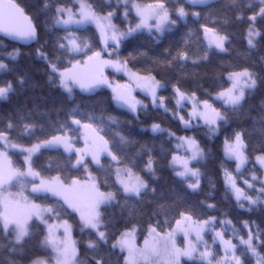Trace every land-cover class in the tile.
<instances>
[{
    "label": "trees",
    "instance_id": "trees-1",
    "mask_svg": "<svg viewBox=\"0 0 264 264\" xmlns=\"http://www.w3.org/2000/svg\"><path fill=\"white\" fill-rule=\"evenodd\" d=\"M15 1L37 26L39 41L22 45L0 35V60L7 65L6 69L0 71V85L11 81L14 87V91L8 94L7 99H0V129H6L11 123L13 129L9 135L12 139L24 146H31L52 135L61 134L64 125L75 129L71 120L76 118L95 126L108 140L109 147L119 154L122 160L133 161L136 170L148 180L150 190L142 200L133 199L125 202L123 193L117 192L119 185L115 184L116 164L110 157H102L103 171L91 159H86L88 168L97 179L101 190L117 192L116 200L101 209L108 233L118 235L126 226L135 224L138 233L143 237L147 233L149 223L155 226L159 220L163 226L167 218L174 226V218H178L177 212L184 210L190 211L194 219L206 220L214 216L218 223L223 219H230L233 227L245 236L247 232L243 226L245 220L254 221L252 225L254 230L256 225L264 229V204L253 207L251 211H247V208L240 209L231 191L225 186L223 171L224 168L235 171L236 165L235 161L224 156L225 133L230 134L232 129H243L247 144V163L244 172L255 170L258 175L262 174V169L256 164L255 158L264 150V21L257 18L256 28L262 34L255 40L256 46L249 47L247 17L252 15V9L247 7L249 0H235V3L233 0H214L195 6L189 4L187 0H160L170 10L171 19H175L176 24L170 25L163 34L139 31L131 35L121 44L119 56L128 60L132 70L140 71L142 74L151 71L158 80L166 84L159 94L165 97L169 110L166 112L163 108L153 107L151 99L138 92L135 98H139L147 107L138 108L135 113L118 106L112 98L111 89L107 87L99 88L92 93L75 89L70 97L59 87L58 79L56 84L49 82L47 63L36 55V49L42 45L49 59L55 60L59 57L61 64L67 63V54L57 46L58 40L64 42L61 38L66 33L62 27L55 25L53 17L57 2L72 6L73 0ZM87 1L101 15L109 11L116 13L115 21L122 24L121 17L125 8L119 0ZM135 1L144 4L157 2ZM46 2L50 5L47 9L44 7ZM179 6H183L189 13L185 20L179 19L176 14L175 9ZM254 7L258 11V4H254ZM192 12H199V18L193 17ZM240 13L245 16L244 20L236 18ZM128 15L136 21L137 18L132 13ZM202 24L215 28L220 34L228 37L225 52L217 50L214 46L208 49ZM75 31L76 35L92 44L94 50L99 51L103 47L100 44L99 32L93 25ZM14 50H18L19 55L11 59L8 53ZM206 51L207 59H200ZM178 52H185L189 58L173 59L177 57ZM76 58L84 59L80 56ZM244 68L256 74L257 86L247 91L240 108L235 111L227 109L229 124L221 127L218 136L210 138L207 128L201 123L199 128L186 130L172 114L177 110L173 84L189 93L196 92L197 96L209 99L220 111L225 112L226 106L213 97L223 88L230 86L228 72ZM21 78L24 80L23 84L19 82ZM73 109L77 110L74 117ZM153 123L160 124L177 136L195 137L204 148L205 159L194 163L202 174L200 188L195 192L187 187L186 182L175 176L169 165L172 154L176 152L175 138H170L168 131L153 133L148 128ZM26 124L32 125L29 131H25ZM71 135L79 138L80 131ZM121 137H124L127 143H122ZM149 154L154 161L155 177L143 171ZM11 156L16 167L26 168L23 164V155L12 152ZM75 160L73 154L69 161V154L63 149H42L34 156L33 167L45 177L59 175L62 179L67 178L68 182L71 178L85 179L88 172H85L83 167L79 169L73 167ZM110 166L112 171L108 173L106 170ZM152 188L155 189L154 192L151 191ZM27 192L33 200L43 205L55 204L59 200L49 194L44 198L42 195ZM208 204L215 207L208 208ZM62 218L67 219L73 226L77 259L80 264H94L93 256L100 254H104L109 264H123L125 253L121 254L119 249L111 251V241L107 246L101 245L99 251L88 247V242L96 239L95 234L90 233L88 229L81 230L79 216L76 213L69 210V213H62ZM164 230H168L166 226ZM45 232V226L41 222L32 220L30 237H26L22 244L15 245L16 251L10 250L15 244L14 235L5 237L0 233V264H9L10 261L13 264H31V260L36 256H50V250L43 248L40 243ZM261 251L264 254V250ZM241 258L245 264H255V259L250 257V254ZM181 264H200V261L183 260Z\"/></svg>",
    "mask_w": 264,
    "mask_h": 264
},
{
    "label": "snow or ice",
    "instance_id": "snow-or-ice-1",
    "mask_svg": "<svg viewBox=\"0 0 264 264\" xmlns=\"http://www.w3.org/2000/svg\"><path fill=\"white\" fill-rule=\"evenodd\" d=\"M129 2L131 8L135 10L139 23L135 27H129L126 32L121 31L112 23L114 12L109 11L106 15H101L95 7L87 0H75L72 6L63 3H56L54 22L57 27H62L65 36L61 39L64 42H57L59 50L67 54V63L61 64L59 57L55 60L49 59L48 54L43 50V46L36 49V55L47 63L49 69V82L56 84L58 79L59 87L62 88L71 97L74 87L78 86L81 92H95L97 89L107 87L111 89L112 98L120 107H126L130 112H137L138 108H145L141 101L136 100L133 92L136 89L142 91L145 96L151 97L153 107L163 108L166 112L169 110L166 106V100L159 92L166 87L165 83L158 80L151 71L142 74L140 71H133L128 66L127 59H121L119 49L121 44L127 40L134 32L147 30L150 34L153 30L158 34H163L169 25H175L176 20L170 18L169 9L163 2L157 0L156 3L141 5L135 0H124L125 13L127 18L129 13ZM193 6L206 4L209 0H187ZM235 3V0H233ZM258 4V11L254 7ZM44 7L47 9L50 5L46 2ZM252 9V15L247 17L248 30L247 40L249 47H255V38L261 36V31L256 28L257 18L264 21V0H249L247 5ZM179 19L185 20L189 13L183 6L175 9ZM191 15L199 18V12H192ZM238 20H244L245 16L240 13L236 17ZM94 23L100 35V44L103 47L96 51L93 45L87 40L76 35L75 30L85 28L88 24ZM208 39V49L213 46L226 51L225 42L228 37L221 35L215 28L201 25ZM75 29V30H74ZM0 33L12 39L24 41L26 43L39 41L37 26L32 22V18L25 14L23 8L14 3L13 0H0ZM191 34V33H190ZM209 34L212 38L209 39ZM111 48L112 51L108 52ZM90 53V54H89ZM107 53L108 58H103ZM19 55L18 50L8 53V57L15 59ZM84 57L77 59L76 57ZM180 60H187L189 57L185 52H178L177 57ZM207 59V51L200 57ZM195 63V61H193ZM7 65L0 62V70L6 69ZM106 68L113 69L116 73H123L128 77L127 83L110 81L105 75ZM230 86L223 88L216 93L215 99L221 101L225 106V112L220 111L209 102L207 98L197 96L196 92H187L182 90L177 84L172 85L176 109L173 115L179 118L180 123L187 129L199 128V123L193 124V121L200 122L207 128L211 137L220 134L221 127L229 124L226 116L228 108L233 111L241 107L245 99L246 89H255L257 86L256 74L249 69L244 68L240 71H230L227 74ZM24 83L23 78L19 80ZM14 91L11 81H6L0 85V99H7L8 94ZM186 104H191V111L187 113V119L180 115L178 110H182ZM76 109H73L72 115L75 116ZM89 119H92L89 117ZM71 124L77 126L75 129L70 126H62L61 135H52L48 139L40 140L31 147H25L12 139L9 132L13 125L9 123L6 129H0V233L5 237L14 235L15 244L10 249L16 251L15 245H20L26 237H30L29 220L35 216L45 226L46 232L41 240V246L50 250V256H36L31 260V264H80L77 259L76 242L72 239V225L67 219L62 218V213H72L79 215L81 230L88 229L94 233L96 239L88 242V247L99 251L101 245L107 246L111 241V251L120 250L123 255V264H180L182 257L191 259L194 254L199 253L200 264H245L242 256L255 259V264H264V229L258 225L255 230L253 222L243 221V226L247 229L246 236L233 227L231 239H225L223 228L215 231L217 223L216 217L210 216L208 219L193 217L190 211H178L174 226L166 218L163 226L157 220L155 226L149 223L147 235L144 238L143 247L137 246L138 228L135 224L126 226L125 230L118 235L108 233L102 207L110 205L117 198V192H122L125 202L128 200H142L144 195L150 190V184L144 176L136 170V164L131 160H122L120 155L108 147V140L103 136L97 135L98 130L91 123H82L80 119L73 118ZM25 131H29L32 125H24ZM80 129L84 130L83 148L76 147V140L73 135ZM153 133L163 132L164 129L157 123L151 125ZM170 138L177 141V152L172 154L169 165L175 176L181 181L187 183V187L192 191L200 188L201 171L199 167L192 166L193 162L199 163L205 159V150L202 148L195 137L176 136L172 131H168ZM122 143H127L124 137L120 138ZM63 148L64 152L71 156L75 154L76 160L73 167L79 169L83 167L88 176L81 181L78 178L62 179L57 175L54 177H45L40 171L33 167V156L41 149ZM247 144L245 140V130L232 129L231 133H225L223 141V151L226 159L236 161V171L240 172L241 167L246 163ZM183 150V155L179 151ZM150 151V150H149ZM18 152L23 155V164L25 168L16 167L13 163L10 153ZM106 154L110 157L117 167L115 168V184L119 185L117 192L101 191L98 182L91 172L88 171V162L86 157L91 156V161L95 163L100 170H104L101 164L100 156ZM257 162L264 168V150L256 156ZM223 167V166H222ZM111 173V166L106 170ZM143 171L149 176L155 177L156 169L154 161L149 154L147 162L144 164ZM225 177V186L232 193L236 205L240 209L251 211L253 207L264 204V180H259L253 172L251 181L243 180L245 187L237 183V177L227 168L223 169ZM38 181V182H37ZM260 187L256 188V183ZM31 185L33 194L44 196L48 194L58 197L55 204L40 205L30 202L28 197L23 195L27 185ZM19 185L21 191L13 194L8 191L5 195L6 186L12 187ZM255 191V195H250V191ZM151 191H155L154 188ZM62 201V203H60ZM208 208H214L215 205L208 204ZM163 211V208H162ZM165 216L167 213L165 212ZM221 225H231V220L219 222ZM167 227V231L164 230ZM209 228L213 229V245L219 242L223 249V255L217 258V254L211 249L207 241L204 240V233ZM61 229L62 234H61ZM182 234L184 246L180 247L177 243V236ZM233 239L238 240L233 243ZM204 245V250L199 251V246ZM240 253L238 255L237 253ZM94 264H109L104 254L93 256ZM13 264V262H9Z\"/></svg>",
    "mask_w": 264,
    "mask_h": 264
},
{
    "label": "rangeland",
    "instance_id": "rangeland-1",
    "mask_svg": "<svg viewBox=\"0 0 264 264\" xmlns=\"http://www.w3.org/2000/svg\"><path fill=\"white\" fill-rule=\"evenodd\" d=\"M74 1V3H75V0H73ZM111 1V0H110ZM212 1H214V0H209V2H212ZM88 2V1H87ZM119 2L120 3H122V4H124V0H119ZM136 2V1H135ZM208 2V3H209ZM89 3V2H88ZM136 3H138V4H141V5H146V4H144V3H139V2H136ZM129 6H130V8H129V13H132L137 19H136V21H133L130 17H129V15L127 16V18H125V16H124V13H125V9L123 10V13H122V17H121V19H122V24H118L116 21H115V15L113 16V18H112V23L113 24H115L116 25V27L117 28H119L121 31H123V32H126L127 30H128V28L129 27H135V25L137 24V23H139V18L137 17V15H136V12H135V10L134 9H132L131 8V2H129ZM169 12H170V10H169ZM128 13V14H129ZM114 14H116V13H114ZM106 15V14H105ZM170 18H171V12H170ZM88 25H93L95 28H96V26H95V24L94 23H90V24H88ZM170 28V25L167 27V29H169ZM166 29V30H167ZM143 31H146V32H148L146 29L145 30H143ZM153 32L154 33H156L154 30H153ZM152 32V33H153ZM218 32V31H217ZM135 33H137V32H134L133 34H135ZM219 33V32H218ZM132 34V35H133ZM156 34H158V33H156ZM220 34V33H219ZM222 35V34H221ZM212 38V36H211V34H209V39H211ZM257 39V37L255 38V40ZM207 41H208V39H207ZM255 42V41H254ZM225 48H226V42H225ZM218 50V49H217ZM112 51V49L111 48H109L108 49V52H111ZM222 52H225V51H222ZM103 58H105V59H107L108 58V56H107V54H103ZM0 62H3L2 60H0ZM4 64H5V62H3ZM6 65V64H5ZM129 66V65H128ZM3 70V69H2ZM1 71V70H0ZM134 71V70H133ZM238 71H240V70H238ZM104 75L110 80V81H112V82H119V83H121V84H123V83H127L128 82V77L127 76H125L123 73H116L113 69H111V68H106L105 70H104ZM75 89H79V87L78 86H76V87H74V90ZM80 90V89H79ZM98 90V89H97ZM248 90H250V89H246L245 90V95H246V93H247V91ZM138 92H141V93H143L142 91H140L139 89H136L134 92H133V95L134 96H136L137 95V93ZM215 96H216V94L214 95V99H215ZM150 99H151V97H149ZM136 100H139V101H141L139 98L138 99H136ZM216 100V99H215ZM152 102V101H151ZM210 103H212L213 104V102H211V101H209ZM213 106L214 107H216L214 104H213ZM217 108V107H216ZM218 109V108H217ZM220 110V109H219ZM179 112H180V115H184L185 116V118L187 119V113L189 112V111H191V104H186L185 105V107L182 109V110H178ZM172 114H173V112H172ZM176 117V116H175ZM176 118H178V117H176ZM179 119V118H178ZM82 123H84V122H82ZM195 123H201L202 124V121H200V122H197V121H193V124H195ZM158 124V123H157ZM160 125V124H159ZM75 126V125H74ZM161 126V125H160ZM75 127H77V126H75ZM95 129H97L95 126H93ZM150 130H151V125L148 127ZM161 128L162 129H164L165 131H168L167 129H165L164 127H162L161 126ZM98 130V129H97ZM80 131V137L79 138H76V137H74L73 136V139L74 140H76V147H80V148H83L84 146H85V144H84V139H83V136H84V130L83 129H80L79 130ZM152 131V130H151ZM62 134V133H61ZM61 134H58V135H61ZM97 135H99V136H103L102 134H101V132L98 130V132H97ZM177 136V135H176ZM104 137V136H103ZM192 137V136H191ZM104 139H105V137H104ZM78 141H80V143L78 142ZM38 143V142H37ZM176 144H177V141L175 140V148H176ZM32 146V145H31ZM31 146H25V147H31ZM201 146V145H200ZM108 147H109V144H108ZM110 148V147H109ZM60 149H63L62 147L60 148ZM42 150V149H41ZM40 150V151H41ZM176 152H177V148H176ZM175 152V153H176ZM39 153V152H38ZM38 153H36V154H38ZM35 154V155H36ZM179 154L180 155H183L184 153H183V150H180L179 151ZM246 154V153H245ZM10 155H11V153H10ZM34 155V156H35ZM34 156H33V158H34ZM103 156H107L106 154H101V156H100V161H101V159H102V157ZM91 159V156H88V157H86V159ZM12 160H13V158H12ZM14 161V160H13ZM233 161H235V160H233ZM255 162H256V164L262 169V174L261 175H258V173L254 170V171H250V172H244V167H245V165H246V163H247V161H246V163L241 167V169H240V172L239 173H237V171H236V165H235V171H230V172H232V174L234 175V176H236L237 177V183L241 186V187H245V185L243 184V180L244 179H248L249 181H251V177H252V174H253V172H255V174H256V176L259 178V180H264V168H262L261 166H260V164L257 162V160H256V158H255ZM14 163V162H13ZM194 163H196V162H193V164H192V166H194ZM95 164V163H94ZM235 164H236V161H235ZM117 167V165H115V168ZM25 170H26V168H25ZM88 171L89 172H91L90 171V169L88 168ZM91 174H92V172H91ZM88 176V175H87ZM92 176L93 177H95L93 174H92ZM87 178V177H86ZM85 178V179H86ZM225 178V177H224ZM85 179H80L81 181H83V180H85ZM96 179V178H95ZM96 181H97V179H96ZM38 182V181H37ZM98 182V181H97ZM70 183V182H69ZM256 183V188H259L260 187V183L257 181V182H255ZM99 184V183H98ZM15 186H18V188H14ZM100 190H101V188H100ZM8 191H10V192H12L14 195L15 194H17V193H19L20 191H21V189H20V186L19 185H14V186H12V187H8V186H6V191H5V195H7V192ZM27 191H30V192H32V190H31V185L29 184V185H27L26 186V188L24 189V191H23V195L24 196H26V197H28V200L30 201V202H34V203H36V204H40V203H38V202H36L35 200H33L29 195H28V192ZM102 191V190H101ZM250 195H255V191L253 190V191H250V193H249ZM49 195H51V194H49ZM58 198V197H57ZM40 205H43V204H40ZM245 208H247V204H245ZM78 215V214H77ZM79 216V215H78ZM37 220V221H39L40 222V220H38L35 216H33L32 217V219L31 220H29V225H30V223H31V221L32 220ZM64 219V218H63ZM217 220V219H216ZM223 220H230V219H223ZM223 220H221V221H223ZM70 223V222H69ZM71 224V223H70ZM72 225V224H71ZM221 228H223L224 229V231H225V239H231L232 238V235H233V224L231 223V225H228V224H224V225H221V224H219L218 223V221H217V223H216V226H215V231H219V230H221ZM62 229H61V234H62ZM167 231V230H166ZM146 235H147V233H146ZM145 235V236H146ZM213 235H214V231H213V229H211V228H209L208 230H206V232L204 233V240L205 241H207V244H208V246L211 248V249H213L214 251H215V253L217 254V258H219V256H222L223 255V249L220 247V245H219V242L217 241L216 242V244L215 245H213V240H212V237H213ZM145 236H143V237H141L140 236V234L137 232V236H136V239H137V246L138 247H143V242H144V238H145ZM72 239L75 241V239H74V232H73V226H72ZM177 243H178V246H180V247H183L184 246V240H183V236H182V234H179L178 236H177ZM233 243H237L238 244V240H235V239H233ZM75 246H76V244H75ZM216 246H218V247H216ZM76 248H77V246H76ZM204 250V245H200L199 246V251H203ZM238 255H240L239 253H237ZM125 255H126V253H125ZM191 259H197V260H199V253H196V254H194V256L191 258ZM191 259H189L188 257H182L181 258V261H180V264H181V262L183 261V260H191ZM200 261V260H199ZM158 264H159V262H158Z\"/></svg>",
    "mask_w": 264,
    "mask_h": 264
},
{
    "label": "water",
    "instance_id": "water-1",
    "mask_svg": "<svg viewBox=\"0 0 264 264\" xmlns=\"http://www.w3.org/2000/svg\"><path fill=\"white\" fill-rule=\"evenodd\" d=\"M13 2L14 3H16V4H18L15 0H13ZM19 5V4H18ZM20 6V5H19ZM21 7V6H20ZM22 8V7H21ZM25 14L26 15H28L26 12H25ZM29 16V15H28ZM33 22V21H32ZM0 35L1 36H4V37H6L7 39H9V40H11V41H13V42H16V43H19V44H22V45H30V44H32L33 42H28V43H26V42H24V41H20V40H16V39H12L11 37H7V36H5L3 33H0ZM134 96V95H133ZM135 97V96H134ZM136 99V98H135ZM121 108H123V109H126V110H128L126 107H121ZM129 111V110H128Z\"/></svg>",
    "mask_w": 264,
    "mask_h": 264
}]
</instances>
